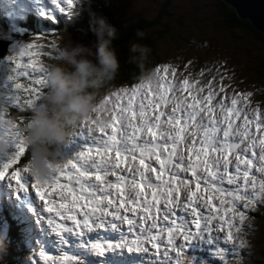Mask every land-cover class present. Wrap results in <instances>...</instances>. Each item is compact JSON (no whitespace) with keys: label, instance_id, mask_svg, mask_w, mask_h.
Masks as SVG:
<instances>
[{"label":"snow or ice","instance_id":"snow-or-ice-1","mask_svg":"<svg viewBox=\"0 0 264 264\" xmlns=\"http://www.w3.org/2000/svg\"><path fill=\"white\" fill-rule=\"evenodd\" d=\"M34 2L39 15L53 24L58 17L52 6L63 14L62 5L73 4ZM45 47L57 45L19 41L0 57V124H7L13 142L12 150L0 156V180L7 178L25 193L35 190L63 249L62 255H51L41 248L39 256L47 264H87L90 256L110 264L109 253L126 251L151 253L149 264H208L187 256L203 245L221 261L226 253L238 255L245 241L233 229L239 233L246 210L264 203V110L241 106L253 93L233 92L229 102L226 77L220 75L216 83L218 69L201 68L198 76L211 74L207 80L192 74L176 79V67L159 65L155 84L141 81L106 95L94 110L101 117L107 113L106 122H81L62 146L63 163L55 165L51 179L41 181L30 174L28 163L17 166L28 152L25 123L6 115L10 108L32 110L39 104L47 68L38 58L53 55ZM24 79L26 88L19 82ZM102 229L119 232V238L92 236ZM34 264H42L39 257Z\"/></svg>","mask_w":264,"mask_h":264},{"label":"clouds","instance_id":"clouds-1","mask_svg":"<svg viewBox=\"0 0 264 264\" xmlns=\"http://www.w3.org/2000/svg\"><path fill=\"white\" fill-rule=\"evenodd\" d=\"M90 30L96 36L94 44L72 41L59 49L54 62L46 64V91L39 104L33 107L31 119L22 126L28 145L30 174L41 181L51 179L55 165L63 163L62 146L72 129L85 120L96 119L98 124L106 122V118L94 110L99 105V91L120 70V60L113 46L118 31L106 18L95 13L91 14ZM136 35L143 38L145 32L137 31ZM129 52V62L137 63L142 69V81L155 84L159 79L157 70H144L150 46L132 42ZM12 143L7 124H0V155L8 154Z\"/></svg>","mask_w":264,"mask_h":264},{"label":"rangeland","instance_id":"rangeland-1","mask_svg":"<svg viewBox=\"0 0 264 264\" xmlns=\"http://www.w3.org/2000/svg\"><path fill=\"white\" fill-rule=\"evenodd\" d=\"M93 1H91L92 3L86 8L89 13H87V15L91 16L92 13H95L96 15L102 16V14L96 10ZM111 1L116 5V9L119 10L118 17L116 18L120 20L130 18L128 14L130 10L128 8L133 9L135 12L145 17L151 18L153 13L165 3V0ZM229 4L232 5L231 3ZM168 6L172 11H179L180 13L181 9H189L181 13V22L183 25L176 28L175 24L171 23L169 26L171 29L170 32L168 30L163 36H159L160 38L157 39L158 43L156 45L157 54H164L162 59L172 57V60L175 62L179 60H182L183 63L186 60L191 61L192 63L190 65L193 67L196 74L201 63L198 58L205 59L203 63L206 65L212 61H221L223 58H227L229 64L222 65L217 72V85L221 83L220 75H224L226 78L222 83L226 86H230L227 92L233 94V92H237L238 88H244V92L253 93L250 97L253 99V102H259L264 107V84H261V81L264 80L259 78L258 75L247 71L246 65H244V70L239 73H233L229 70L230 64L249 59V52L251 51L253 58L256 57L257 60L260 61V58L263 57L264 54V39L259 36L257 38L244 23L231 27L215 26V24H213L215 16H221L222 12L216 9L214 0H195L194 5H190V0H174L173 4ZM194 7L196 11L193 9ZM82 14L83 12L79 10V16ZM169 20L171 22L175 21L171 17H169ZM158 25L157 23L156 27H158ZM181 29L182 31H180ZM38 33L41 34L46 32L41 30ZM54 35L55 43L60 41V33ZM34 36L35 34L33 33L27 35L19 33L15 36L8 34L7 37L10 39V43L6 55L9 53L10 46L13 43L19 41L34 43V41H36L32 39ZM132 41L143 43V38L133 37ZM80 43L92 45V42L88 43L83 41ZM52 49L53 48L48 47L44 51L47 52ZM54 49H56V47ZM51 57L52 56L44 55L40 58H45L43 61L45 63L46 58L50 59ZM153 60L154 58L151 57L150 62ZM200 79L207 80L205 77H200ZM105 86L110 87L111 83L108 82ZM22 92L23 91L19 92L20 96ZM239 93L243 92L239 91ZM251 215L252 216L245 221L244 230L239 232V235L244 239L245 243L242 247V253L236 260L237 263L233 264H264V203H257V205L252 208ZM198 258H203L208 261V263L212 260V256L207 255L198 256ZM1 260L2 258H0V261Z\"/></svg>","mask_w":264,"mask_h":264},{"label":"trees","instance_id":"trees-1","mask_svg":"<svg viewBox=\"0 0 264 264\" xmlns=\"http://www.w3.org/2000/svg\"><path fill=\"white\" fill-rule=\"evenodd\" d=\"M164 2L165 3L153 13L151 18L145 17L144 15L135 12L133 9L128 8L130 10L128 13L130 18L120 20L116 18L118 17L119 10L116 9V5L112 3L111 0L94 1L96 10L101 13L103 17L107 18V21L114 25L118 31L117 39L113 42V46L115 47L120 60V70L114 78V80L117 82L129 81L141 75V67L137 63L129 62V56L131 55L129 48L133 42L132 38H140L136 35L137 31L145 32L142 44H146L151 48V53L148 57V60L145 62L144 70L152 68L156 69L157 66L162 65V58L164 55L157 54V39L163 36L168 30L170 32L171 29L169 26L171 23L175 24L176 28L183 25L181 22V13L189 9H181V13L179 11H172L168 5L173 4L174 0H165ZM194 4L195 0H190V5ZM214 4L216 9L222 12L221 16H215V21L213 22L215 26L231 27L244 23V25L252 33H254L257 38L259 36L264 39V30L257 28L248 18L240 16L234 7L228 2L225 0H214ZM193 9L195 10V7ZM168 15L175 21L171 22ZM90 19L91 16L84 15L78 23L68 25V27L65 28V31H63L61 28V31L67 34L68 38L59 43V46L62 48L66 45H69L72 41H86L88 43L92 42V44H94L96 41V36L90 30ZM157 23L159 24L158 27H156ZM180 31H182V29ZM7 47V40L0 37V56H3L6 53ZM249 56L250 58L246 59L245 61H239L230 64L229 70L233 73H239L240 71L244 70V65H246L247 71L258 75L259 78L264 80V54L263 57L260 58V61L257 60L256 57L253 58L252 51L249 52ZM151 57L154 58L152 62H150ZM225 64H229L227 58H223L221 61H212L206 67H214L219 71L220 67ZM210 76L211 74L205 76V78L208 79ZM261 84H264V81H261ZM0 239H2V244H0V258H2V260L0 261V264H26V257L24 254L14 253L16 247H14L12 250L9 246V242L3 238L1 234Z\"/></svg>","mask_w":264,"mask_h":264},{"label":"water","instance_id":"water-1","mask_svg":"<svg viewBox=\"0 0 264 264\" xmlns=\"http://www.w3.org/2000/svg\"><path fill=\"white\" fill-rule=\"evenodd\" d=\"M231 3L236 12L247 17L259 29L264 30V0H225Z\"/></svg>","mask_w":264,"mask_h":264}]
</instances>
